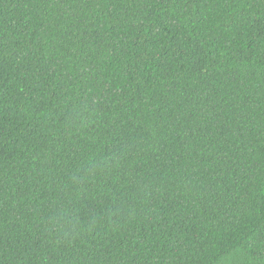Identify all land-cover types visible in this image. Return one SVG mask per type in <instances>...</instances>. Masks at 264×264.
<instances>
[{"label":"trees","instance_id":"16d2710c","mask_svg":"<svg viewBox=\"0 0 264 264\" xmlns=\"http://www.w3.org/2000/svg\"><path fill=\"white\" fill-rule=\"evenodd\" d=\"M0 264H264V0H0Z\"/></svg>","mask_w":264,"mask_h":264}]
</instances>
